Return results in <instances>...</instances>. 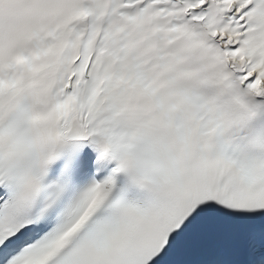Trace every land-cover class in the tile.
Listing matches in <instances>:
<instances>
[{
    "label": "snow or ice",
    "instance_id": "snow-or-ice-1",
    "mask_svg": "<svg viewBox=\"0 0 264 264\" xmlns=\"http://www.w3.org/2000/svg\"><path fill=\"white\" fill-rule=\"evenodd\" d=\"M0 264H264V0H0Z\"/></svg>",
    "mask_w": 264,
    "mask_h": 264
}]
</instances>
